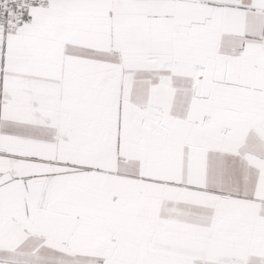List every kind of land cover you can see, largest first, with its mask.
Segmentation results:
<instances>
[{"label": "snow or ice", "instance_id": "snow-or-ice-1", "mask_svg": "<svg viewBox=\"0 0 264 264\" xmlns=\"http://www.w3.org/2000/svg\"><path fill=\"white\" fill-rule=\"evenodd\" d=\"M0 264H264V0H0Z\"/></svg>", "mask_w": 264, "mask_h": 264}]
</instances>
